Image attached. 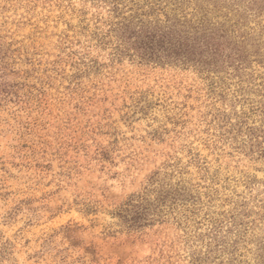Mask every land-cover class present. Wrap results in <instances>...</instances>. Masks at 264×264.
<instances>
[{"label": "rangeland", "instance_id": "1", "mask_svg": "<svg viewBox=\"0 0 264 264\" xmlns=\"http://www.w3.org/2000/svg\"><path fill=\"white\" fill-rule=\"evenodd\" d=\"M110 9L0 0V264H191L236 240L234 205L264 203V159L220 138L223 118L260 125L234 84L220 97L192 69L115 57L96 37ZM157 171L184 182L189 211L128 231L116 213Z\"/></svg>", "mask_w": 264, "mask_h": 264}, {"label": "trees", "instance_id": "2", "mask_svg": "<svg viewBox=\"0 0 264 264\" xmlns=\"http://www.w3.org/2000/svg\"><path fill=\"white\" fill-rule=\"evenodd\" d=\"M103 1L111 9L108 31L96 35L99 43L107 45L115 38L118 44L113 55L119 59L125 55L140 63L197 71L220 97L234 84V94L248 102L260 125L247 127L244 121L235 124L223 118L220 138L235 137L237 150L264 159V6L243 9L225 0ZM249 116L245 113V119ZM243 132L245 138L238 140ZM171 181L157 171L142 192L131 195L119 207L117 217L128 231H141L171 215L179 223V215H186L192 198L182 180ZM239 208L234 205L229 218L237 231L236 240L230 243L219 238L222 228L214 225V238L221 240H213L206 258L189 255L191 264H207L214 251L229 252L233 257L211 264H264V203L257 211ZM248 218L252 220L245 223Z\"/></svg>", "mask_w": 264, "mask_h": 264}]
</instances>
